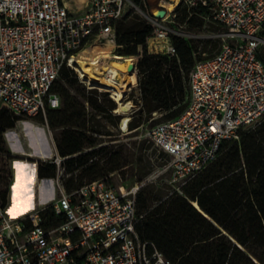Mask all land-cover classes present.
<instances>
[{"label": "built area", "instance_id": "2783aa9c", "mask_svg": "<svg viewBox=\"0 0 264 264\" xmlns=\"http://www.w3.org/2000/svg\"><path fill=\"white\" fill-rule=\"evenodd\" d=\"M154 3L155 7L152 0H0V105L21 121L41 118L46 123L56 151L51 164L57 167L55 178L41 179L38 163L33 166L32 204L20 215L13 214L10 196L4 199L0 193V264H173L137 230L141 219L137 197L148 181L119 191L106 177L68 191L65 158L58 152L48 123V109L61 107L53 88L62 69H72L82 82L72 65L74 58L95 56L102 65L128 63L117 59L120 21L139 17L151 27L145 42L149 54L172 57L177 55L173 37L197 38L187 30V22H178L185 10L204 9L202 18L223 29L212 35L219 41L214 54L197 61L190 72L187 109L149 133L166 159L159 173H171L182 187L218 158L226 140L239 139L242 130L261 125L264 0ZM170 3L178 5L169 10ZM161 9L166 14L157 18L154 13ZM132 58L133 72H119L113 82L119 85L127 79L126 100L137 101L141 107L142 46ZM83 84L89 90L104 91ZM48 182L54 198L44 204L41 192ZM49 209L61 220L59 225L45 226L44 214Z\"/></svg>", "mask_w": 264, "mask_h": 264}, {"label": "trees", "instance_id": "16d2710c", "mask_svg": "<svg viewBox=\"0 0 264 264\" xmlns=\"http://www.w3.org/2000/svg\"><path fill=\"white\" fill-rule=\"evenodd\" d=\"M190 13L189 21H185ZM190 13L185 10L180 22L192 23L194 15L205 11L193 8ZM150 33L151 27L138 17L127 18L117 26V55L135 56L143 47L139 64L143 105L137 111L139 117L130 122L131 130L140 128L154 112L167 111V121L182 115L188 107L190 72L202 60L197 58L198 47L179 37H173L176 56L149 54L145 42ZM71 75L73 70L64 67L60 78L70 79ZM90 91L96 95L88 100L91 108L116 120L112 115L116 106L107 98L109 92L104 94L106 103H100L98 93ZM53 92L60 96L61 107L48 109L47 117L52 130H61L57 149L66 158V174L72 176L69 181L65 179L66 189L73 191L121 169L127 162L123 149L114 151L105 146L84 152L100 143L97 136L111 134L89 125L84 104L59 85V80ZM7 112L0 110V133L14 128L20 120ZM100 154L102 159L108 158L109 168L94 162ZM75 173H79L77 184ZM38 175L41 179L55 178L57 167L41 162ZM181 192L154 207L138 194L141 219L137 230L144 241L154 243L173 264H264V119L254 130H242L239 139L226 140L218 158L183 185ZM2 195L6 199L8 192ZM193 203H198L201 211ZM44 215L46 227L61 223L51 209Z\"/></svg>", "mask_w": 264, "mask_h": 264}, {"label": "rangeland", "instance_id": "374dc122", "mask_svg": "<svg viewBox=\"0 0 264 264\" xmlns=\"http://www.w3.org/2000/svg\"><path fill=\"white\" fill-rule=\"evenodd\" d=\"M152 5L155 7L154 0H152ZM178 22L181 23L180 21ZM187 30L197 37L190 40L193 46L198 47L197 58L205 59L211 57L219 46V41L213 39L212 35L222 31V27L215 21L204 20L202 14H196L194 15V22L188 23ZM87 57L90 56L84 55L82 59L84 60ZM261 57L264 60V47L261 49ZM111 63L114 66V70L116 69L118 73L126 71L128 66V63H124L122 60L120 62L112 61ZM120 63L125 66V69L120 68ZM75 68L77 69V67ZM58 80L59 85L65 86L72 95L84 104L89 125L97 126L111 134L110 136H97L100 139V143L93 148L86 149L84 152L98 150L105 146L113 148L114 151L123 149L124 160L127 162L121 169L107 175L109 181L119 191H126L137 183L147 180V185L140 190L139 194L142 195L143 199L147 200L150 207H154L159 201L165 200L175 193H182L181 186L174 181L171 173H159L166 159L157 150L149 137V133L154 126L168 120L167 117L169 114L167 111L154 112L149 120L145 121L140 128L135 130L129 129V131L125 132L120 128L123 115L115 112L117 103L112 98L111 92L107 98H110L115 103L116 107L112 110V115L116 117V120L111 119L109 115L98 113L91 108L88 100L96 95L83 84L85 80L82 78V82L79 80L75 71H73L70 79L59 78ZM92 87L97 88V86ZM94 91L98 93L97 97L99 102L106 103L104 94L107 91ZM133 104L134 107L128 113L131 119L130 121L134 117H139L137 111L140 109V105L137 101L133 102ZM2 108H5L8 114L11 113L14 117L20 119L14 128H8L3 133H0V193L2 194L7 191L12 201L13 189L19 185L20 180L26 177V190H30L33 166L36 163L39 165L41 162L50 164L53 159L52 157L56 155V151L52 147L53 141L49 129L41 118L30 122L21 121V118L13 114L7 107L0 105V110ZM250 130L254 129H244V132ZM52 132L57 145V139L60 136L61 130H52ZM24 152L32 153L35 156L26 158L21 155ZM42 152L44 153L42 155L43 158H40ZM101 156L102 154L93 158L94 162L99 163L103 169L109 168L108 158L102 159ZM25 161H28V164H24ZM90 163L92 162L90 161ZM19 168L21 171H18ZM78 175L79 173L74 174L76 184ZM71 177L65 171V179L69 181ZM52 186L51 182L44 185L41 192L42 202L44 204L50 203L54 198V193L51 190Z\"/></svg>", "mask_w": 264, "mask_h": 264}, {"label": "bare ground", "instance_id": "6f19581e", "mask_svg": "<svg viewBox=\"0 0 264 264\" xmlns=\"http://www.w3.org/2000/svg\"><path fill=\"white\" fill-rule=\"evenodd\" d=\"M178 3L168 4L169 10H174ZM84 57V56H83ZM81 58H74L72 61V65L77 67V71L81 78L87 82V84L92 86H97L101 88L102 90L111 91L112 97L117 103V107L115 112L117 114L123 115L120 128L122 131L128 130V123L130 122V116H128V113L131 111V109L134 107V104L132 102H128L126 100V89H125V82L127 79H124L123 82H121L119 85H115L113 82V79H115L117 76H119L118 71L115 69L112 63L109 65H102L97 58L95 57H87L86 59ZM117 59H127L128 66L126 71L122 72L125 74L132 73L134 70V64L135 60L130 57H121L117 55ZM120 68L125 69V66L120 63ZM130 82H134V79H130ZM42 154H44L42 152ZM21 155L34 157L35 155L32 153H21ZM19 167V165H18ZM22 167V166H21ZM20 167V168H21ZM19 168L18 171H21ZM25 177V176H24ZM20 178V177H19ZM31 180V179H30ZM31 186V185H30Z\"/></svg>", "mask_w": 264, "mask_h": 264}, {"label": "crops", "instance_id": "0c3cea01", "mask_svg": "<svg viewBox=\"0 0 264 264\" xmlns=\"http://www.w3.org/2000/svg\"><path fill=\"white\" fill-rule=\"evenodd\" d=\"M10 202L13 206L14 215H20L31 207L30 190H26V177L21 179L19 185L13 189L12 201L10 198Z\"/></svg>", "mask_w": 264, "mask_h": 264}, {"label": "water", "instance_id": "95a60500", "mask_svg": "<svg viewBox=\"0 0 264 264\" xmlns=\"http://www.w3.org/2000/svg\"><path fill=\"white\" fill-rule=\"evenodd\" d=\"M165 14H166V11L163 10V9H161V10H156L155 13H154V15H155L157 18H163V17L165 16ZM193 204H194V205H195V206L201 211V209H200L198 203H193Z\"/></svg>", "mask_w": 264, "mask_h": 264}]
</instances>
